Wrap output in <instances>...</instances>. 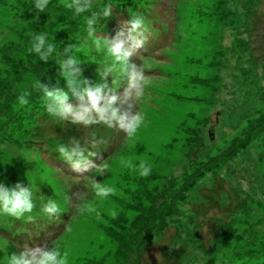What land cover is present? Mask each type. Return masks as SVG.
I'll list each match as a JSON object with an SVG mask.
<instances>
[{"label":"rangeland","instance_id":"obj_1","mask_svg":"<svg viewBox=\"0 0 264 264\" xmlns=\"http://www.w3.org/2000/svg\"><path fill=\"white\" fill-rule=\"evenodd\" d=\"M33 3L0 0V182L29 184L36 203L32 220L0 214V233H12L11 241L1 233L0 264L45 240L67 264H264V0H93V10L113 8L97 31L114 34L129 10L148 28L134 57L150 78L136 105L144 121L131 139L53 119L41 96L18 106L22 91L37 92L36 79L64 87L55 61L67 44H77L90 80L102 59L83 39L88 13L75 16L63 0L41 13ZM39 33L57 48L47 63L29 52ZM72 136L105 141L90 146L99 168L72 172L56 151ZM128 158L145 161L151 174L126 167ZM92 178L116 194L95 197ZM76 191L95 211L66 201ZM41 195L62 208V225L46 236L35 230L37 220L51 222L34 214Z\"/></svg>","mask_w":264,"mask_h":264},{"label":"clouds","instance_id":"obj_2","mask_svg":"<svg viewBox=\"0 0 264 264\" xmlns=\"http://www.w3.org/2000/svg\"><path fill=\"white\" fill-rule=\"evenodd\" d=\"M48 4L49 0H34L33 3L35 10L41 13ZM63 7L71 10L75 16L88 13L84 20L86 27L83 39L89 50L102 58L96 71L98 80L93 81L83 76L77 44L70 43L59 52L55 61L64 87H60L59 80L55 83H41L40 79H36L32 88L41 93L44 109L53 119L86 129L103 125L124 133L129 139L133 138L144 121L143 114L137 110L136 105L143 97L150 79L143 66L134 59L148 43L149 33L145 18L138 12L129 10V19L120 21L114 34H103L100 30L97 31V26L100 20L111 16V3L93 10V0H63ZM47 36V33L33 34L29 49L30 53H34L44 63L57 52L56 45L48 42ZM109 77L111 84L108 83ZM122 82V91H117ZM30 95V91H22L16 98L18 106L28 105ZM104 143L103 139L96 137L82 142L72 136L66 143L58 144L56 151L79 177L99 168L96 159L92 157H99L100 153L90 151V146L98 149ZM122 163L138 171L141 177L151 174V166L145 161H140L137 166L128 158L122 160ZM90 183L97 198L106 199L116 194L115 187L107 183L95 178ZM41 200L40 211L44 216L52 218L61 214L62 208L57 200L45 198L43 195ZM66 201L81 210L86 206L87 211H95L91 203H82L87 201L86 193L73 192L72 196L66 197ZM35 207L34 192L29 184L25 186L17 181L6 186L0 182V214L16 219L27 216L28 220H32L30 214ZM116 214L114 210L111 212L113 217ZM5 264H67V254L55 245H24L21 251L6 255Z\"/></svg>","mask_w":264,"mask_h":264},{"label":"trees","instance_id":"obj_3","mask_svg":"<svg viewBox=\"0 0 264 264\" xmlns=\"http://www.w3.org/2000/svg\"><path fill=\"white\" fill-rule=\"evenodd\" d=\"M121 8L120 7H116V10L117 11H119ZM49 82V81H48ZM35 95V96H34ZM37 96H41V93L40 92H35V91H32L31 92V95H30V98H31V100H34V98L35 97H37ZM37 132V131H36ZM35 132V136H36V138H37V141L38 140H40V139H42V136H41V134L40 133H36ZM40 223L42 224L41 226L42 227H45L46 225H48L49 224V222L48 221H40ZM1 233H3L4 235H6V238L8 239V240H11L10 238H11V235H10V233L9 232H5L4 230H2L1 231ZM0 233V236H2V234ZM7 233V234H6ZM16 238H20V237H16ZM163 264H169V262L168 261H165V263H163Z\"/></svg>","mask_w":264,"mask_h":264}]
</instances>
